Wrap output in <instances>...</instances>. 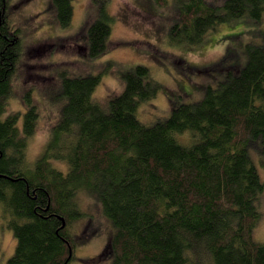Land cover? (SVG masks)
<instances>
[{
	"label": "trees",
	"instance_id": "1",
	"mask_svg": "<svg viewBox=\"0 0 264 264\" xmlns=\"http://www.w3.org/2000/svg\"><path fill=\"white\" fill-rule=\"evenodd\" d=\"M4 2L0 206L16 241L6 264H71L72 223L85 217L78 208L79 192L99 204L113 228L110 264H264V243L252 239L264 183L249 155L250 148L264 153V32L260 44L246 45L244 66L231 68L204 88L199 101L173 107L168 118L151 126L137 117L138 107L160 89L147 67L125 72L123 92L105 107L93 98L100 74L61 72L59 118L42 156L30 167L22 155L37 118L35 107L28 106L22 129L15 127V115L1 117L20 51L17 32L1 18ZM104 2H97L87 29L89 58L107 48L111 17ZM52 7L58 24L67 27L71 0H52ZM178 12L169 36L194 45L220 24L245 16L259 22L264 0L219 5L184 0ZM60 218L66 223L62 229Z\"/></svg>",
	"mask_w": 264,
	"mask_h": 264
},
{
	"label": "rangeland",
	"instance_id": "2",
	"mask_svg": "<svg viewBox=\"0 0 264 264\" xmlns=\"http://www.w3.org/2000/svg\"><path fill=\"white\" fill-rule=\"evenodd\" d=\"M98 1L71 0L72 17L67 27L58 24L52 0L4 2L1 18L17 32L20 51L1 117L15 115V127L22 129L28 106L35 107L34 129L24 139L22 159L27 166L32 167L42 156L51 128L58 121L60 101L56 95L61 72L73 76L100 74L93 98L105 107L108 100L123 92L125 72L137 65L147 67L160 89L138 107L137 117L151 126L168 118L173 107L199 101L204 88L214 86L231 68L244 66L246 45L260 44L264 32V14L259 22L245 16L209 30L201 43L178 44L169 31L179 18L178 4L184 0H103L111 17L107 48L98 57L89 58L87 29L96 18ZM207 2L219 5L222 0ZM181 138L187 140L186 136ZM249 155L264 183V153L250 148ZM51 165L66 172L59 161L52 160ZM77 202L85 217L72 223L75 247L71 264H110L111 224L92 198L79 192ZM257 206L261 217L253 228L252 239L263 244L264 194ZM8 218L0 206V264H6L16 246Z\"/></svg>",
	"mask_w": 264,
	"mask_h": 264
},
{
	"label": "water",
	"instance_id": "3",
	"mask_svg": "<svg viewBox=\"0 0 264 264\" xmlns=\"http://www.w3.org/2000/svg\"><path fill=\"white\" fill-rule=\"evenodd\" d=\"M60 219L62 221V225H61V229H62V228H64L66 223H65V221L62 218H60ZM71 253H72L71 250H69V258H70Z\"/></svg>",
	"mask_w": 264,
	"mask_h": 264
},
{
	"label": "flooded vegetation",
	"instance_id": "4",
	"mask_svg": "<svg viewBox=\"0 0 264 264\" xmlns=\"http://www.w3.org/2000/svg\"><path fill=\"white\" fill-rule=\"evenodd\" d=\"M110 253V252H109Z\"/></svg>",
	"mask_w": 264,
	"mask_h": 264
}]
</instances>
